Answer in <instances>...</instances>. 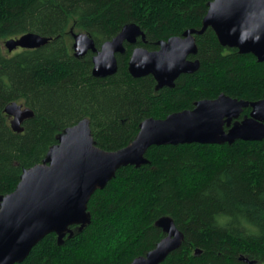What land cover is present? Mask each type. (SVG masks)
<instances>
[{"label":"trees","instance_id":"obj_1","mask_svg":"<svg viewBox=\"0 0 264 264\" xmlns=\"http://www.w3.org/2000/svg\"><path fill=\"white\" fill-rule=\"evenodd\" d=\"M213 1L0 0V197L84 119L95 146L114 152L135 140L145 119L162 120L221 94L260 100L264 63L222 47L210 28L195 36L190 59L198 71L181 75L173 88L128 72L135 47L157 51L159 43L199 30ZM127 24L137 25L144 40L124 46L116 74L94 78V54L75 57L70 30L87 34L99 50ZM26 33L51 41L4 52L5 40ZM14 102L34 114L22 133L11 130L4 113ZM145 157L148 164L120 168L91 196L87 226L72 228L61 245L46 236L20 264H130L164 237L155 226L162 217L172 219L183 242L161 264H264V140L153 146Z\"/></svg>","mask_w":264,"mask_h":264},{"label":"water","instance_id":"obj_2","mask_svg":"<svg viewBox=\"0 0 264 264\" xmlns=\"http://www.w3.org/2000/svg\"><path fill=\"white\" fill-rule=\"evenodd\" d=\"M210 28L222 47L236 49L240 55L251 54L264 63V0H214L209 4L199 30L190 29L181 36L159 43L157 51L135 47L128 63V72L138 79L152 75L158 88H173L181 76L199 69L195 36ZM72 51L75 57L94 54L92 76L105 79L117 72V56L125 54V45L134 46L144 33L135 24L123 26L111 40L97 50L85 33L74 34ZM51 39L26 33L4 42L8 53L17 49L34 50ZM244 109L249 116L238 122ZM10 118L11 130L22 133L23 122L34 117L21 104L11 103L4 109ZM234 121V122H233ZM226 127V130H225ZM264 140V94L256 102H246L219 95L214 100H201L193 109L168 115L165 119H145L139 133L128 146L106 152L95 146L88 120L66 129L58 145L44 161L23 172L15 190L0 197V264H20L46 236L54 234L61 245L73 229L81 231L90 223L87 204L97 190H103L116 172L127 166L148 164L145 157L153 146L184 144L221 145L235 141ZM155 226L164 237L144 256L130 264H161L178 250L183 234L169 217H162Z\"/></svg>","mask_w":264,"mask_h":264},{"label":"rangeland","instance_id":"obj_3","mask_svg":"<svg viewBox=\"0 0 264 264\" xmlns=\"http://www.w3.org/2000/svg\"><path fill=\"white\" fill-rule=\"evenodd\" d=\"M71 31H72V33H74V34H78V32H76V31H74V30H70V34H71ZM72 38V37H71ZM7 40H9V39H7ZM6 41V40H5ZM4 41V42H5ZM4 42H3V49H4V52H7V50L5 49V47H4ZM72 44H73V40H72ZM16 51H18V49L17 50H15V51H13V52H16ZM8 53V52H7ZM74 231V230H73Z\"/></svg>","mask_w":264,"mask_h":264},{"label":"flooded vegetation","instance_id":"obj_4","mask_svg":"<svg viewBox=\"0 0 264 264\" xmlns=\"http://www.w3.org/2000/svg\"><path fill=\"white\" fill-rule=\"evenodd\" d=\"M249 112H250V110H249ZM249 112H248V114H247L246 117L249 116ZM242 114H243V112H242ZM242 114L240 115V118L237 120L238 122H240V121H242L244 118H246V117L242 118ZM233 122H234V121H233ZM225 130H226V127H225Z\"/></svg>","mask_w":264,"mask_h":264}]
</instances>
